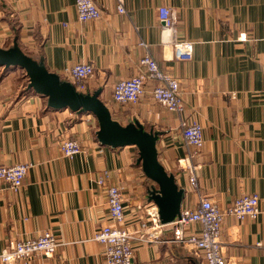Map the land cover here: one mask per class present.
Returning <instances> with one entry per match:
<instances>
[{"label": "crops", "instance_id": "obj_1", "mask_svg": "<svg viewBox=\"0 0 264 264\" xmlns=\"http://www.w3.org/2000/svg\"><path fill=\"white\" fill-rule=\"evenodd\" d=\"M94 2L100 18L79 22L74 0H0V47L16 40L26 55L61 78L66 67L92 64L84 93L99 91L120 124L136 120L158 134V160L184 191L181 209H194L201 197H209L226 210L240 195L256 194L258 217H224L220 242L227 264H264V0H123V13L116 0ZM163 6L175 13L176 39L193 43L189 61L172 58L157 19ZM141 43L179 80L182 114L154 101L153 81L137 104L113 100V85L141 69ZM181 121L197 122L203 130L197 189L178 163L186 153ZM96 130L92 115L48 107L45 97L28 88L22 69L0 66V167L30 165L17 192L0 186V253L49 231L60 243L54 254L19 264H104L103 247L92 238L110 223L109 185L121 188L125 224L138 226L155 184L137 164L135 147L103 146ZM67 138L81 148L71 159L59 148ZM104 177L101 186L97 181ZM199 230L195 223L185 232ZM132 246L135 262L204 264L173 241L170 226L158 243Z\"/></svg>", "mask_w": 264, "mask_h": 264}, {"label": "built area", "instance_id": "obj_2", "mask_svg": "<svg viewBox=\"0 0 264 264\" xmlns=\"http://www.w3.org/2000/svg\"><path fill=\"white\" fill-rule=\"evenodd\" d=\"M117 11L124 12L123 0H116ZM77 20L86 22L97 20L101 13L94 0H74ZM157 19L161 30L168 35V45L172 49V58L178 61H189L192 58L193 43L179 41L175 37V13L168 7H159ZM145 54L139 61L140 71L135 76L120 80L112 87V98L120 104H137L145 93V84L155 82L151 91L156 103L168 111L182 114L184 101L179 80L163 71L150 55V45L141 43ZM62 80L71 83L78 92L84 93L85 82L94 75V67L90 63H78L62 70ZM180 136L186 149L179 166L187 175L188 183L197 189V176L201 168L199 156L203 146V130L194 121H181ZM62 155L68 159L81 152L79 143L73 138L63 139L59 143ZM30 168L29 164L21 163L10 167H0V186L17 192ZM106 177L97 183L105 186ZM106 205L110 223L102 226L92 240L103 247L104 264H145L135 262L133 242L158 243L165 226L173 231V241L185 246L191 253L204 261V264H227L220 242L224 217L230 216L238 221L255 220L260 211L256 194H242L232 205L222 210L209 197H201L196 208L180 209L173 222L162 224L158 218L157 208L153 203L146 204L144 215L138 226L132 227L124 222L125 213L123 196L119 186H106ZM199 224L198 233H186L185 229L192 224ZM59 242L55 236L46 231L38 237L16 241L0 253V261L4 264H19L36 256L49 257L54 254Z\"/></svg>", "mask_w": 264, "mask_h": 264}, {"label": "water", "instance_id": "obj_3", "mask_svg": "<svg viewBox=\"0 0 264 264\" xmlns=\"http://www.w3.org/2000/svg\"><path fill=\"white\" fill-rule=\"evenodd\" d=\"M0 66L22 69L28 78V88L45 97L48 107L92 115L97 122L96 139L101 145L111 148L135 147L137 164L145 177L155 184L149 191L148 200L156 206L162 224L174 221L180 212L184 191L158 160L157 133L147 131L136 120L127 125L115 121L108 107L100 100L99 91L78 92L71 83L26 55L16 40L7 49L0 47Z\"/></svg>", "mask_w": 264, "mask_h": 264}, {"label": "trees", "instance_id": "obj_4", "mask_svg": "<svg viewBox=\"0 0 264 264\" xmlns=\"http://www.w3.org/2000/svg\"><path fill=\"white\" fill-rule=\"evenodd\" d=\"M39 63H41L40 61H38ZM42 64V63H41Z\"/></svg>", "mask_w": 264, "mask_h": 264}]
</instances>
